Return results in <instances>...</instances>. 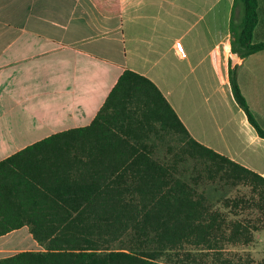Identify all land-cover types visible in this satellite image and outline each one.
<instances>
[{
    "label": "trees",
    "instance_id": "1",
    "mask_svg": "<svg viewBox=\"0 0 264 264\" xmlns=\"http://www.w3.org/2000/svg\"><path fill=\"white\" fill-rule=\"evenodd\" d=\"M94 2L107 17L121 14L120 0ZM258 10V0L234 1L233 58L264 51V42H254ZM238 67L231 59L234 99L264 138ZM159 144L175 151V159L157 158ZM188 160L198 165L189 180ZM208 182L250 187L264 211V177L195 140L156 84L125 70L89 126L54 134L0 162V237L29 225L45 248L0 264H186L196 262L192 249L250 244L256 226L211 210L199 191ZM221 200L234 215L248 203Z\"/></svg>",
    "mask_w": 264,
    "mask_h": 264
},
{
    "label": "crops",
    "instance_id": "2",
    "mask_svg": "<svg viewBox=\"0 0 264 264\" xmlns=\"http://www.w3.org/2000/svg\"><path fill=\"white\" fill-rule=\"evenodd\" d=\"M234 1L120 0L121 14L107 17L94 0H0V162L89 126L131 70L156 84L195 140L264 177V138L230 85ZM258 1L254 42L260 43L264 0ZM236 64L241 91L264 130V51ZM210 77L220 82V149L201 135L204 120L193 110ZM43 251L29 225L0 237V259Z\"/></svg>",
    "mask_w": 264,
    "mask_h": 264
},
{
    "label": "rangeland",
    "instance_id": "3",
    "mask_svg": "<svg viewBox=\"0 0 264 264\" xmlns=\"http://www.w3.org/2000/svg\"><path fill=\"white\" fill-rule=\"evenodd\" d=\"M217 35L210 34L209 44H216ZM184 43L187 40H183ZM211 74V73H210ZM207 94L204 100L195 101L193 110L203 118V126L200 125L199 132L204 139L220 149V82L216 79L209 78ZM177 150V144L173 145ZM157 158L173 159V153H167V145L159 144ZM175 159V158H174ZM198 166L193 160H188L184 163L186 178L194 177L198 174ZM200 192H204L208 199L209 207L213 211L223 212L228 220H243L252 224L253 241L248 245H227L223 248H218L215 251L207 249H188L195 256L196 262L187 260L186 264H222L225 261L232 264H264V211L259 210L260 203L253 201V194L248 186L240 185L236 187L227 186L224 183H206L199 187ZM223 198H232L239 200L245 198L248 203L240 204L239 209L235 210L238 215L230 213V208H225ZM256 228V229H254ZM183 255V254H182ZM185 260V259H184ZM180 261H177V264ZM181 264H184L181 262Z\"/></svg>",
    "mask_w": 264,
    "mask_h": 264
},
{
    "label": "built area",
    "instance_id": "4",
    "mask_svg": "<svg viewBox=\"0 0 264 264\" xmlns=\"http://www.w3.org/2000/svg\"><path fill=\"white\" fill-rule=\"evenodd\" d=\"M176 50H177V52H178V54L180 56H184L185 55V48H184V45H183L182 42H178L176 44Z\"/></svg>",
    "mask_w": 264,
    "mask_h": 264
},
{
    "label": "water",
    "instance_id": "5",
    "mask_svg": "<svg viewBox=\"0 0 264 264\" xmlns=\"http://www.w3.org/2000/svg\"><path fill=\"white\" fill-rule=\"evenodd\" d=\"M233 63H237V58H233Z\"/></svg>",
    "mask_w": 264,
    "mask_h": 264
}]
</instances>
